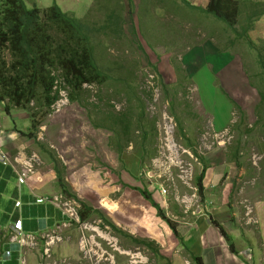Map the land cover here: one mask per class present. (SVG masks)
I'll use <instances>...</instances> for the list:
<instances>
[{"label":"rangeland","instance_id":"1","mask_svg":"<svg viewBox=\"0 0 264 264\" xmlns=\"http://www.w3.org/2000/svg\"><path fill=\"white\" fill-rule=\"evenodd\" d=\"M35 1L40 4V9L54 4L52 1L48 6V0ZM55 1L61 2L65 11L87 24L96 62L110 79L104 83L86 82V86L77 92L78 101H72L69 94L68 99L60 96V108L55 105L48 114L40 102L31 100L16 124L27 131L31 126L30 112H36L40 124L35 136L20 135L21 146L15 147L8 155L4 151L6 158L0 157V161H6L9 166L16 164V157L37 153L39 167L44 171L46 166L55 167L57 164L69 190L77 195L74 186L77 182V187H81V196L77 197L94 209L84 223L64 230L65 241L55 246L52 256L43 258V263L193 264L178 239L173 234L168 236L167 231L171 230L164 219L152 208L151 214L146 213L142 196L131 190V185L124 184L123 179H129L125 171L131 165L126 167L122 157L129 151L140 154L145 151L141 172L143 187L150 189L162 184L168 199L165 215L173 221L181 219L177 216L185 209L189 197H199L195 190L196 177L202 166L199 157H204L209 149L216 150L218 143L223 142L221 147L225 149L221 150L240 162L242 175L238 178L237 190L244 186L241 197L249 196L248 187L252 186L249 181L258 172L255 183L261 185L264 182V164L259 160L260 144L264 139V76L259 61V56L264 59L262 22L256 21L248 30L250 43L244 37L237 40L232 29L225 28L213 15L194 10L180 0H131L133 7L130 0ZM262 4L264 9V2ZM27 5L33 4L27 0ZM111 11L115 13L114 19L107 28ZM206 41H210L209 47L212 45L223 53L230 51L229 57L237 55L242 61L259 97L253 115L250 111L249 117L246 115L240 120L241 114L232 104L229 114L222 113L226 120L219 125L210 115H205L207 110L201 107L202 102L198 106L197 86L188 79L184 59L194 45L198 43L200 46ZM5 53L9 60V52L6 50ZM177 65L184 69L182 75ZM214 76L218 80L216 83H220L221 78L216 73ZM139 105L144 106V113L139 115L144 116V122L147 117L156 119V129L151 128V137L145 143H141V132L134 129L139 118L136 116L141 110ZM8 112L5 107L0 117L8 116ZM130 112H135L129 121L133 129L124 131L120 129L124 123L122 119ZM111 116H114V123ZM258 118L262 120L260 124H256ZM7 121L12 124L9 118ZM107 126L119 130V133L115 134V130ZM1 136L2 151L5 146L1 145ZM120 146L123 151L118 155L116 147ZM253 163H257L261 170ZM53 167L48 168L47 175ZM121 173L126 175L123 179ZM92 175L100 180L94 182ZM7 185L2 184L0 189L3 191L0 192V263L10 254L5 246L15 244L11 242L13 201L9 203L12 212H8L5 210L7 200L18 192L24 197L23 193L27 191L23 184L16 187L15 179ZM30 185L34 187L31 194L35 197L43 192L66 194L57 183V173L52 181ZM108 186L115 187L106 201L112 209L102 206L101 194L96 189ZM190 203L192 205V201ZM110 221L124 233L113 229L108 224ZM145 224L153 228L154 236L147 232ZM131 235L150 244L134 242ZM38 238L41 244V236ZM41 249L21 246L19 258L22 264L40 262Z\"/></svg>","mask_w":264,"mask_h":264},{"label":"crops","instance_id":"2","mask_svg":"<svg viewBox=\"0 0 264 264\" xmlns=\"http://www.w3.org/2000/svg\"><path fill=\"white\" fill-rule=\"evenodd\" d=\"M24 1L27 4V0ZM52 1L54 3L57 2L55 0H48V6ZM189 1L201 6H205L208 3V0ZM29 3L33 4L30 7H41L35 0H29ZM57 3L60 4L61 2ZM258 22H262L264 26V14L258 19ZM209 43L210 41H206L200 46L197 43L184 59L188 79L196 83L195 85L197 86L195 95L197 96L198 106L202 102L201 107L207 110L205 115H210L214 122H219V125L226 120L222 116V113L229 114L232 111L230 98L238 103L248 117L250 111L253 115L254 109L259 102V97L258 94L256 95V89H254L250 78L247 76L242 61L238 60L239 57L237 55L229 57L230 51L223 53L212 47V45L209 47ZM215 73L221 78L220 85L216 83L218 80L215 79ZM176 81L178 80L175 79ZM222 89L224 92H222ZM4 110L5 103L0 101V112H4ZM23 110L25 109L11 108L8 116L0 117V130L2 131L1 145L5 146L4 149L1 148L2 153L5 151L8 155L9 152L15 150V147L19 148L21 146L19 143L22 140L19 139L21 135L19 131L23 129L17 126L16 121L22 117L23 112H25ZM7 118L12 121V124L7 121ZM218 145L214 148L216 150L212 151V149H209L203 157L207 163V168L203 178L204 189L202 196L189 197L185 209L181 211L180 216H177L181 219L179 221L175 219L180 238L176 237L170 227L171 231H167V234L168 236L173 234L178 239V243L180 242L179 244L185 249L189 257H191V254L201 255L204 264H264V182L261 185L255 183L256 179L259 178L256 177L258 172L249 181L252 185L248 187L250 189L249 196L241 197L244 186H241L237 190L238 178L242 175L240 162L236 158H233L230 152H228L230 154L228 156L221 150L223 148L221 147L222 144ZM140 148L142 151V147ZM207 153L209 154L206 155ZM259 154V160H263L264 164V139L260 144ZM118 155H120L119 152ZM142 156L143 153L140 154L138 152L130 153L129 151L125 153L122 157L124 158V164L126 167L129 166L127 164L131 165L129 166L130 169L125 171V173H128L129 179H123L126 176L125 173H121L120 175L125 185H131V190L133 189V191L142 196L143 201H145L146 213L151 214V212L155 211L156 215L159 216L157 209L151 205L150 200L146 199L140 192V189L146 188L143 187L141 176V172L144 169ZM253 164L258 170H261L256 165L257 163ZM201 165L202 170L203 164L201 163ZM49 167L46 166V171L42 170L43 173H47ZM92 176L95 180H100L98 176ZM12 179H15L16 187H19L17 175L13 170L12 164L8 166L0 161V189L2 184L8 186L7 184ZM255 184L257 185L255 186ZM23 185L27 189L23 193L25 201L35 198L31 194V190L34 187L30 183ZM74 186H76L77 195L81 196V190H79L81 187H77V182H75ZM111 187L114 186L106 188L109 189ZM161 187L162 184L160 183L152 186L150 189H148L149 187L146 189L152 193L153 199L165 213V209L168 208V199L162 194ZM0 192L2 193L3 191ZM237 194H240V197H237ZM37 195L44 196L46 194L43 192V194ZM14 198L16 196L10 197L7 200L5 210L8 209V212L11 211L9 203ZM40 211H42L41 207L36 205L28 206L23 212L24 219H28L31 223V219L42 217ZM212 220L220 223L227 232L230 241L225 238L220 228ZM11 222L12 225L13 219ZM230 242L233 243L234 250L230 247Z\"/></svg>","mask_w":264,"mask_h":264},{"label":"trees","instance_id":"3","mask_svg":"<svg viewBox=\"0 0 264 264\" xmlns=\"http://www.w3.org/2000/svg\"><path fill=\"white\" fill-rule=\"evenodd\" d=\"M0 1L3 2V5L0 6V101L5 103L7 111H9L11 106L28 109L30 101L36 99L41 103V108H47L44 112L48 114L51 110V105L59 97L57 89H54L55 77L52 75L53 69H62L72 101L79 100L77 92L82 90L83 83H104L110 79V75L105 73L96 62L93 45L88 34L89 28L82 19L72 16L57 2L48 8L40 9L37 6L28 7L24 0ZM180 1L201 13L213 15L216 20L222 22L225 28L232 29L237 40L244 37L250 43L252 42L247 32L264 14V9L261 6L264 2L263 0H208L205 6L195 5L189 0ZM130 4L133 7L131 0ZM114 14L112 11L108 14L107 28L110 27L107 24L112 22ZM6 50L10 54L9 60L6 59ZM259 61L262 65L264 76V59L259 56ZM177 69L182 75L184 69H181L179 65H177ZM218 84L220 85V83ZM39 88L42 89L41 94H39ZM262 95L264 97V93ZM230 101L239 110L241 114L240 120H242L241 117L246 116L245 111L242 110L234 99L230 98ZM138 107L141 110L136 116L137 118L142 112L144 113V106L139 105ZM133 115H135V112H130L129 115L123 117L124 123L120 129L124 131L127 128L133 129L132 122H129ZM30 117V128L27 131L20 130L19 133L28 137H34L40 120L36 119V112H30ZM111 117H113L112 121L114 123V116ZM143 119L144 116L141 115L138 118L137 125L134 127L135 130L141 132V143H145L150 139L152 127L154 130L156 129L154 127L156 126V119L149 120L147 117L145 118L146 124ZM261 122L262 120L258 118L256 124H260ZM262 125L264 127V122H262ZM107 127L113 131L115 130L113 127ZM179 129L183 131L182 126H179ZM118 133L119 130H115V134ZM116 148L121 154L123 147ZM199 160L203 164V168L196 177V188L198 195L202 196L204 189L203 178L207 163L203 157H199ZM55 169L57 172V183L61 191L65 192L68 196L78 198L76 194L69 190L68 184L64 179V174L57 164L55 165ZM140 192L146 199L150 200L151 205L157 209L158 215L169 225L176 237L180 238L176 227L177 223L165 215L163 209L153 199L152 193L146 188L140 189ZM78 200L82 204L80 210L81 216L86 220L94 212V209L87 202L81 201L79 198ZM49 211L51 215L54 214L53 209ZM41 214H43V210ZM16 217L17 213L14 215L15 219ZM31 220L32 222L30 223L28 219H24V228L26 230L37 229V219L33 218ZM212 222L220 228L225 238L230 241L227 232L220 223L214 220ZM35 223L36 225H34ZM108 224L113 229L124 233L113 222L110 221ZM130 238H133L134 242L139 241L140 243L150 244L144 239H134L133 236ZM230 247L234 250L233 243L231 242ZM5 248L7 251L9 250L10 254L0 264H19V247L15 244H7ZM191 261L193 264H204L201 255L191 254Z\"/></svg>","mask_w":264,"mask_h":264},{"label":"built area","instance_id":"4","mask_svg":"<svg viewBox=\"0 0 264 264\" xmlns=\"http://www.w3.org/2000/svg\"><path fill=\"white\" fill-rule=\"evenodd\" d=\"M54 89H57L59 96H67V87H65V82L61 77H57L55 79ZM57 106L58 109L61 106L59 101L57 102ZM1 134L2 131L0 130V136ZM0 157L6 158L1 150ZM15 160L16 164H13L12 166L14 172L17 175L18 185L28 183L42 184L45 180L52 181L54 179V176L56 175V171L53 170L54 168L50 169L49 175H47L49 171L47 173H43V171L39 167L40 158L37 153H33L28 156L25 154L22 157H16ZM4 163L6 164V161ZM161 189L162 194L165 195L166 189L163 186L161 187ZM35 198L36 199L33 201V203H31V205H40L39 207H41L43 210V216L36 218L38 221L37 229L26 230L23 223V213L19 214L18 212L13 211L11 216L14 217V215L17 213V217L11 225V242L15 243V245H17L19 248L21 246L31 249H39V247H41V261L36 264H50L49 262L43 263L42 259H48L49 257H51L52 249L58 244L65 241L66 238L64 237V230L71 229L74 226L76 227L77 225H81L85 222V220H83L81 217V203L75 197L67 196L66 194L60 192L44 196H37ZM20 205V201H17L16 206ZM50 209H53L54 214H50ZM59 214L63 218L68 217V219L61 220L57 223L51 222L52 219H54L55 221L56 217ZM39 235L42 238L41 244L40 239L38 238ZM19 264H22L20 258Z\"/></svg>","mask_w":264,"mask_h":264},{"label":"bare ground","instance_id":"5","mask_svg":"<svg viewBox=\"0 0 264 264\" xmlns=\"http://www.w3.org/2000/svg\"><path fill=\"white\" fill-rule=\"evenodd\" d=\"M55 168V167H54ZM94 182H96V180L94 179ZM97 190H98V192L101 194V204H102V206H104V207H106L107 209L108 208H110V209H112V207L110 206V205H107V199H109L108 198V194H109V192H111V191H113V189H114V187H111V188H106V187H97L96 188ZM47 195V194H46ZM36 198H32L31 200H29V201H25V199L23 198V196L22 195H19V192H18V196H16V200L14 201V199H13V209H12V211H16V212H18L19 214H22L23 212H24V209H26V207H28V206H31V203H33V201L35 200ZM17 201H20V203H21V205L20 206H16V202ZM82 205V204H81ZM40 206V205H39ZM38 206V207H39ZM11 211V212H12ZM41 212V211H40ZM30 214V213H29ZM41 216H43V214L41 215ZM82 217V216H81ZM32 218V217H31ZM12 219H13V221L15 220V218L14 217H12ZM64 219H68V217H65V218H63L60 214L56 217V219H55V221H54V219H52L51 220V222H55V223H57V222H59V221H61V220H64ZM83 219V218H82ZM88 219V218H87ZM84 220V219H83ZM23 223H24V221H23ZM143 226H144V224H142ZM145 226H147L146 228H147V232L149 233V234H152L153 236L155 235V232H154V230H153V228L149 225V224H145Z\"/></svg>","mask_w":264,"mask_h":264},{"label":"clouds","instance_id":"6","mask_svg":"<svg viewBox=\"0 0 264 264\" xmlns=\"http://www.w3.org/2000/svg\"><path fill=\"white\" fill-rule=\"evenodd\" d=\"M52 75L55 77V79L57 78V77H61L63 80H64V82H65V87H67V99H68V94H69V87L67 86V82H66V80H65V77H64V75H63V73H62V69H53L52 70ZM86 82L85 83H83V85H82V87L84 88V86H86ZM60 97V96H59ZM59 97L54 101V103L51 105V108L53 107V106H55V105H57V102H58V99H59ZM69 98H70V96H69ZM57 173V172H56ZM72 197V196H71ZM78 199V198H77Z\"/></svg>","mask_w":264,"mask_h":264}]
</instances>
